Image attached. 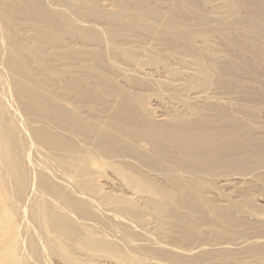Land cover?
Here are the masks:
<instances>
[{
	"label": "bare ground",
	"instance_id": "6f19581e",
	"mask_svg": "<svg viewBox=\"0 0 264 264\" xmlns=\"http://www.w3.org/2000/svg\"><path fill=\"white\" fill-rule=\"evenodd\" d=\"M77 1L0 0V264H264V0ZM59 29L111 52L83 66ZM148 36L186 67L141 72ZM207 59L249 81L223 91Z\"/></svg>",
	"mask_w": 264,
	"mask_h": 264
},
{
	"label": "rangeland",
	"instance_id": "374dc122",
	"mask_svg": "<svg viewBox=\"0 0 264 264\" xmlns=\"http://www.w3.org/2000/svg\"><path fill=\"white\" fill-rule=\"evenodd\" d=\"M73 1H77V0H73ZM112 2H116L117 4H119V3H124V4H126V6H123V7H127V4H130L131 3V1L132 0H124V1H120L119 3L116 1V0H111ZM149 1V6H150V8L151 9H155V10H158V11H160V12H162V15L163 14H170V16H171V14L172 13H174V9H172L171 11V13H169V10H168V8L165 6V5H162L161 3H158V2H156V0H148ZM163 1H165V0H163ZM168 2H170V0H167ZM78 2V1H77ZM76 2V3H77ZM107 2V3H106ZM46 3H47V5H49L50 3L48 2V1H46ZM49 3V4H48ZM74 3V2H73ZM98 3H100V1L98 2ZM101 3H104V5H107V6H110V7H114L112 4H110L111 2L110 1H106V0H104V1H101ZM108 3H109V5H108ZM78 3H77V5L76 4H74V5H72V6H75V7H70L71 8V11L73 10V11H75V9L78 7ZM103 5V6H104ZM122 6V5H121ZM73 8V9H72ZM75 8V9H74ZM81 9V8H80ZM85 9V8H84ZM83 10V9H82ZM87 10V9H86ZM84 11V10H83ZM82 11V12H83ZM242 11V10H241ZM234 12V10H232V13ZM236 12H238V11H236ZM73 17H75V18H83L84 16L82 15V14H80V13H76V12H71L70 13ZM88 21H90L91 23L90 24H88L87 22H82V25L84 24V26L86 25V23H87V25H92V26H94L95 24L97 25V26H99L100 27V25L102 26V28L105 26V27H107V29L109 28V26H108V23L104 20V19H97V18H93V17H90L89 19H87ZM78 24L77 25H79L78 27H83L84 28V26H82L81 25V21H79V22H77ZM80 23V24H79ZM86 25V26H87ZM95 25V26H96ZM245 25H253V27L255 28L256 27V25L255 24H250V23H245ZM57 28H58V26H56ZM102 28H101V31H102ZM60 30V29H59ZM197 37V36H196ZM150 38V39H149ZM147 39V41H145ZM143 38V39H141V41H140V43H139V41H138V43H136V44H138V48H145V49H142V50H148L149 49V47H152V44L155 42L156 43V40H158V39H156V38H154L153 37V39L150 37V36H148V38ZM95 40V39H94ZM151 40H153V43L151 42ZM162 42H160L162 45H161V47H162V49L164 48V53H161L160 51H158V50H155V49H149L148 51H146V52H144V53H141L140 52V49H138L137 47V50H139V52L138 51H135L136 53V55L137 56H139L140 57V59H142L141 61L142 62H144L145 64H141V68H140V71L141 72H150L151 71V73H153V75H158L159 76V74L161 75V73H155V68L154 69H151L152 68V64H150V63H152L153 61H158V60H160V61H162V63H164L165 61H167V63H169V66H177V68L179 67V69L181 68V66L180 65H183V66H185L186 67V65L184 64V62H183V60L184 59H187V58H190V55H192L191 53H190V49L189 48H187V47H190V46H188L186 43H183V42H179V41H176V40H173V39H171V38H168V37H164V39H160ZM199 40H201V39H198L196 42H198ZM102 41V40H101ZM101 41H98V40H95V41H93V40H88V39H86V38H83V36H81V35H78V34H74V33H71V34H69L68 35V33L66 32V30H60V33L58 32V35H57V38H56V40H55V42H54V44L56 45V47H59V46H61L62 47V50H64V48L66 49L67 47H69V46H65V45H71V46H74L73 47V49L74 48H76V52H78V53H72V54H74L75 56H74V59H73V61H77V63H79V64H81V65H83V66H86V64H92V65H97V63H96V61H94V60H91V59H89L87 56H85V55H87L88 53H101V52H111L110 51V48L109 47H111L110 46V44H106V41H102V44L100 43ZM98 43V45H100L99 47H97V43ZM144 42H148L147 43V45H145L144 44ZM100 43V44H99ZM96 44V45H95ZM236 44H238V43H236ZM101 45H103L102 47H101ZM104 45H106V46H104ZM141 47H140V46ZM151 45V46H150ZM230 44H227V45H217L216 47H214L213 49L211 48V49H209L208 51H207V53H211V52H214V50H215V52L216 53H226V54H228L229 56L231 55L232 57H233V55H234V52H233V50H230V49H228L227 48V46H229ZM77 46V47H76ZM87 46V47H86ZM91 46V47H90ZM89 47L90 48H92L90 51H92V52H88L87 50L89 49ZM109 48V49H104L103 50V48ZM82 48L84 49V50H86V52L85 53H81L82 51H84V50H82ZM101 48V49H100ZM135 48V49H136ZM146 48H148V49H146ZM227 48V49H226ZM79 49H81L80 51H79ZM135 49H133V50H135ZM141 50V51H142ZM119 51H127L125 48H122V49H119ZM76 54H79L80 56H82L81 58L79 57V55H76ZM225 56V55H224ZM236 60H237V63L238 64H241L242 65V63H241V60L238 58V57H236L235 58ZM79 60L81 61V63L79 62ZM119 60H122L121 58H119ZM70 61V60H69ZM212 61L213 60H210V59H207L206 61H203L202 62V65L200 66V67H198V69H200L199 71H201V72H205V73H207V71H203L202 69H205L206 67H210V68H214V69H217V71L219 72V73H221L225 78L224 79H222L221 80V84L219 85L220 86V88H222V90L223 91H225V92H230V91H233V90H236V88L238 87V85H240L241 83L242 84H244V82L247 80V81H249V77H246L247 75L246 74H232L231 72H227V67L226 66H221V65H218V64H216V63H212ZM75 62H73V63H75ZM122 62H123V60H122ZM79 64H77V65H79ZM182 66V68H185V67H183ZM98 68V71L100 70L101 72L103 71L104 73H106L107 75H111L110 74V70L108 69V68H106V67H104V66H99V67H97ZM152 70H154V71H152ZM155 73V74H154ZM230 73V74H229ZM253 75H258V76H260L261 77V75H263V73L262 72H258V73H256V72H254V73H252L250 76H253ZM258 76H253V77H258ZM159 77H161V76H159ZM162 79H165V77H161ZM262 78V77H261ZM142 90H144V89H142ZM142 90H141V92L139 91V90H137L138 92H140V93H145V91L147 90V92H146V96H147V94H148V96L151 94L152 95V97H154L153 99H152V97H150L149 99H147V97H146V99H147V104L151 107V108H153V109H156L155 107H158V106H160L161 105V107H159V108H157V110L159 109L160 111H166L167 110V105H168V102L170 101V99H167V98H164V97H162L161 96V93L159 94L158 92V90H148V89H146V90H144L143 92H142ZM150 95V96H151ZM158 95H160L161 97H159ZM167 100V101H166ZM166 101V102H165ZM151 104V105H150ZM158 105V106H157ZM166 106V109L164 108V106ZM171 105V104H170ZM163 106V107H162ZM181 106V107H180ZM169 107V106H168ZM179 107H180V109L182 108V107H185V105L184 106H182V105H179ZM106 172L104 173V174H106L107 173V175H106V177H104V178H107V176L110 178V179H113L114 178V176L111 174V171H109V170H105ZM109 174H110V176H109ZM111 175H112V177H111ZM114 192L115 193H119L117 190H114Z\"/></svg>",
	"mask_w": 264,
	"mask_h": 264
}]
</instances>
